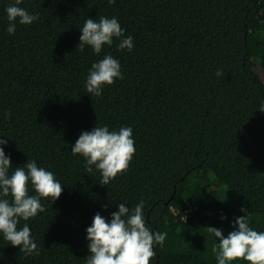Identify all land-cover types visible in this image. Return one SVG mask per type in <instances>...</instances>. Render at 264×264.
<instances>
[{"label":"trees","instance_id":"obj_1","mask_svg":"<svg viewBox=\"0 0 264 264\" xmlns=\"http://www.w3.org/2000/svg\"><path fill=\"white\" fill-rule=\"evenodd\" d=\"M14 2L0 0V140L13 168L35 160L63 191L17 226L39 254L0 233V264H86L94 216L110 222L117 205L141 200L146 224L167 233L150 264H218L206 228L226 237L241 208L264 232V0H23L39 19L10 35ZM100 16L117 18L131 52L119 40L99 55L77 50L85 20ZM108 54L123 79L91 96V66ZM96 126L133 129L132 161L106 186L71 152Z\"/></svg>","mask_w":264,"mask_h":264},{"label":"clouds","instance_id":"obj_2","mask_svg":"<svg viewBox=\"0 0 264 264\" xmlns=\"http://www.w3.org/2000/svg\"><path fill=\"white\" fill-rule=\"evenodd\" d=\"M23 0H15L6 9L9 25L7 32H16V23L31 25L39 19V14H29L20 7ZM110 5L115 0H108ZM80 43L77 50L83 52L90 47L99 55L103 46H111L119 40L118 50H133V38L125 37L117 18L100 16L99 19L87 18L83 24ZM216 75H223L217 70ZM117 79H123L120 62L111 54L93 63L86 80V89L91 96H100L105 85L111 86ZM264 112V103L260 106ZM7 140H0V233L13 247L20 249L26 256L39 254L38 246L31 238L27 224L18 230L20 220L28 221L45 211L41 199H51L52 204L62 195V184L54 174L38 167L35 160L21 167H12L10 156H6L4 147ZM133 129L123 127L119 131H110L107 126H96L91 131L81 133L71 147L73 155H79L86 161L88 173L93 166L102 175L100 185L106 186L118 175L127 171L135 154ZM14 171L9 174V170ZM29 183L36 195H29ZM11 196V201L7 197ZM118 211L111 213L110 222L97 213L92 225L87 228L88 249L90 255L86 264H150L156 255L154 244L163 246L167 233L153 232L146 224L143 214L144 202L133 208L124 203L117 205ZM108 209V205H104ZM243 216L237 217L232 224L233 231L225 237L222 229L207 227L206 230L219 240L213 253L218 264H233L246 261L248 264H264V232L253 230L248 222V209L241 208ZM226 219V217L224 218Z\"/></svg>","mask_w":264,"mask_h":264}]
</instances>
